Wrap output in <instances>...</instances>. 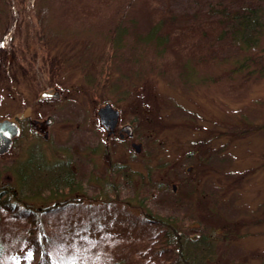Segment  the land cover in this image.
<instances>
[{"label":"rangeland","instance_id":"374dc122","mask_svg":"<svg viewBox=\"0 0 264 264\" xmlns=\"http://www.w3.org/2000/svg\"><path fill=\"white\" fill-rule=\"evenodd\" d=\"M207 12L205 0H0V51L17 66L7 67L0 81V117L9 104L19 111L37 101L57 118L48 141L26 132L0 155V187L27 191L1 196L9 204L0 202V264H37L42 254L52 264H167L178 256L179 238L169 249L152 251L158 231L150 218L169 216L187 248L188 236L198 241L204 235L205 244L199 240L188 249L196 264H264V226H249L252 212L263 215L264 188L237 183L230 195L233 177H264L260 140L248 136L264 111V26L256 44L241 50L229 37L218 38ZM164 13L172 18L169 38L159 47L147 44L139 35ZM117 27L127 29L122 48H114ZM55 89L60 99L41 95ZM106 102L121 109V124L133 123L135 134L108 148L106 163L124 173L107 174L105 193L70 204L73 194L63 185L40 186L36 179L21 188L20 174L30 172L39 149L45 159H58L52 145L58 154L73 148L85 177L89 149L104 132L97 128L98 109ZM131 140L141 144L139 152ZM147 166L151 179L140 172L148 174ZM132 168L133 181L127 177Z\"/></svg>","mask_w":264,"mask_h":264},{"label":"flooded vegetation","instance_id":"af4514ba","mask_svg":"<svg viewBox=\"0 0 264 264\" xmlns=\"http://www.w3.org/2000/svg\"><path fill=\"white\" fill-rule=\"evenodd\" d=\"M52 91H57V89ZM44 97L50 99H60L62 96L61 93L59 92L58 96L51 95ZM9 105H8V108L10 109L9 113L3 117H0V120L14 119L20 126V130H21L20 135L13 138V144L10 150L14 147L16 142L26 134V132H29V134H36L38 136L42 135L44 141H48L49 139H51L50 138L51 131L55 124V120L57 119L55 115L44 113L41 110V108L38 107L37 101L34 102L32 106L26 107L25 109L19 111H12ZM118 110L120 113L118 124L112 133L108 132V130L101 124L99 119V125L100 124L101 125L97 126V128L99 131H102L100 129L103 128L104 132L98 135V140H97L98 142L96 144L94 143V148L89 149L88 158H90L89 160L90 167H88L87 174L85 175V177H83V175L82 176L80 175V169H79L80 165L75 162V150L71 148L70 150L59 152L58 154V147L57 146L54 147L53 145L51 146V148H53L51 149L52 155L54 154V156H56V158L58 157V159H55L54 162L45 159L44 157L46 155L44 154L45 153L44 150H42V148L39 149L37 153L33 155L36 158V163L32 164L31 162L28 165V169L31 170L32 172L31 177L34 175L37 181L40 183V186H44L46 183H51V188H53V186L56 188L59 185H63L66 188V190H68L66 191L67 194L68 193L71 195L73 194L72 197L73 199L71 198L72 202H70V204H76L78 201H80L79 199H81L82 197L93 199V198H98V195H103L105 193V188H106L105 181L107 178V174L109 173V175L115 176L116 173H119V171L116 170L115 168L117 164L112 163L111 161L106 163L109 159V153L107 151L108 148L111 147L112 141L123 144V142L126 139L132 137L135 134V130H134L135 127L133 123L126 122L124 124H121L120 118L122 116V111L121 109ZM21 114H24V116H20ZM71 122H72V118L70 119V117H67L63 121V123L66 125H69ZM91 124L97 125L98 120L96 121V119H94ZM128 124L132 126V129H130L131 134H129L126 130H122L123 126ZM249 128H250L249 129L250 134H248V136L250 135L256 136L260 140V144L256 147V149H257V154L260 157V159L258 160L259 166L264 170V111L261 118L257 119L256 121H252V124L249 126ZM220 136H221V132L218 131L216 138H220ZM134 143H136V140L134 141L131 140L132 147ZM93 156L94 157L97 156L98 158L97 162H95ZM91 157L93 158L92 160ZM187 169L190 170L191 166H189ZM218 173H220V170L218 171ZM131 175L132 176L130 179L131 181H133L134 178H136L135 177L136 170L134 168L131 169ZM214 178H215V184L219 186V181L221 180L220 176L217 175ZM255 179L256 178L250 176H244V175H240L239 177H233L232 180L230 179V191H231L230 195L232 196L236 194L235 190L237 189L236 188L237 183L241 189H243L244 187L246 188V186L248 187L247 183L249 182H251V184L261 183L262 188H264V177L260 181H257ZM237 180H240L241 182H238ZM127 181L128 179H126V182ZM85 183L88 185V187L82 188V185H84ZM172 190L173 192H177V187L174 185L172 187ZM233 192L234 194H232ZM39 193H44V190L39 191ZM53 193L58 194V192L54 190ZM59 193L62 194L63 192H59ZM259 204L261 207H263L261 212V214L263 215L259 216L258 214H254L252 212L250 214L251 220L249 226L251 225L253 226L254 223L256 224L259 223L264 226V197L261 199Z\"/></svg>","mask_w":264,"mask_h":264},{"label":"trees","instance_id":"16d2710c","mask_svg":"<svg viewBox=\"0 0 264 264\" xmlns=\"http://www.w3.org/2000/svg\"><path fill=\"white\" fill-rule=\"evenodd\" d=\"M205 1L208 4V12L206 13V15L209 16L208 19L210 20V22L215 23L216 28L218 27V30L220 31L218 38L223 39V38L229 37L231 41H233L235 45H238V47L241 50H247L256 44V42L259 39V35L262 33V27L264 26V6L261 4V2H264V0H261V1L257 0L260 2L257 4H252L250 6H244L241 9H238V8L234 9L232 6H230V2L234 0H205ZM224 1H226V3L221 5L220 7L218 4H221V2H224ZM243 1L245 2V0ZM164 15L165 13L161 16V19L158 21V23L155 22V24L149 28V30L147 31L145 35L143 36L139 35L140 38H144V41L147 44H151L153 46L159 47L160 45L164 43V41L166 43V40L169 38V32L168 30H166L167 29L166 25L170 23V19L172 18L171 17L165 18ZM195 16H200V15L196 14ZM217 16H219L218 20L215 19ZM117 28H118V30L116 31L117 36L114 38L116 42L114 48H122L123 46V44H121V42L123 41L122 35L126 32L127 29H123V28L119 29V27ZM13 54L16 55L17 53H15L14 51ZM4 55L5 53H3V51H0V81L5 80L6 78L5 72L8 73V71H6L7 67H10V68L17 67L16 63L13 62V58L10 63V61H7V59H5ZM242 66L243 64L238 66L237 68L238 72H240L239 70L240 68H242ZM251 71L252 70H249L248 72H251ZM148 166H147L148 174L147 173L145 174V172L143 171H140V172H141V175H143V177H146L147 175V177L150 178L151 177V172H150L151 167H148ZM115 168L119 172L120 171L123 172V170H121L123 169V167L116 165ZM31 174H32L31 170L30 172L28 171L21 172L20 177H19L21 188L22 186H26L28 183L31 184L36 180V177L34 175L31 177ZM131 176H132L131 173L127 174V177L131 178ZM167 184H168L167 182H164V183H161V186L166 187ZM36 191H40V189L38 188ZM7 192H11V194L13 195L16 193H20L22 195L24 194V192H27V191H25L24 189H19L18 191H16L15 188L10 191L9 189H7V186L0 187V202H2V204L5 207L8 206L9 201L7 198L5 197L2 198L1 196L3 194H6ZM33 192L34 191L29 192V194L30 193L32 194ZM63 203L67 204L68 202L65 201V202H62V204ZM16 204L17 203L15 202L12 208L14 207L17 208ZM26 207H27V210H31L32 208L30 207V205H27ZM57 207L58 206L56 203L54 206H51V207L50 206L42 207L41 209H38L37 212L39 213L47 212L49 210H54ZM35 218L36 216L31 217L30 220H32V222L35 223V220H36ZM171 218L176 219L175 216L173 217L169 216L166 219L165 218L154 219V217H152V219L150 218V220L154 223V225L157 226L156 229L158 231L154 245L152 247V251L153 250L162 251V250L169 249L171 245L173 244L172 239H174L175 237H178L179 238L177 240L178 256L173 261H170L167 264H196L194 261L195 259L193 258L194 256L193 257L191 256V251H189L188 249L192 246L191 244L193 242L194 244H196L197 242L199 243L201 241V243L205 244L207 241L205 240L204 235H200L198 238V241L188 236L187 238L189 239L188 246L190 247L187 248V246L184 245L185 235L179 231L174 221H171ZM182 235L184 236L181 237ZM157 241L159 242V245H155ZM3 249H4V246L2 242H0V256L3 253ZM151 262L152 261L150 260V264ZM37 264H52V262L49 256L42 254ZM152 264H155V262H152Z\"/></svg>","mask_w":264,"mask_h":264},{"label":"water","instance_id":"95a60500","mask_svg":"<svg viewBox=\"0 0 264 264\" xmlns=\"http://www.w3.org/2000/svg\"><path fill=\"white\" fill-rule=\"evenodd\" d=\"M44 96L55 95L58 96V91H44L41 93ZM119 110L115 108L111 103H106L98 109V115L101 124L108 130L109 133H112L119 119ZM20 116H24L21 114ZM132 126L125 125L122 130H126L129 134H131ZM21 133L20 126L14 119H3L0 120V155L8 152L13 144V138L19 136ZM133 147L136 151L141 150L140 143H134Z\"/></svg>","mask_w":264,"mask_h":264}]
</instances>
